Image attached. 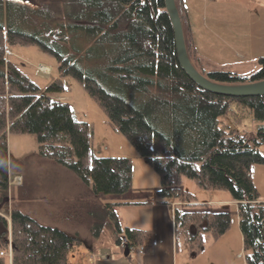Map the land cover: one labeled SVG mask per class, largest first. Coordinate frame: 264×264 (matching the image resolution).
Segmentation results:
<instances>
[{"label":"trees","instance_id":"1","mask_svg":"<svg viewBox=\"0 0 264 264\" xmlns=\"http://www.w3.org/2000/svg\"><path fill=\"white\" fill-rule=\"evenodd\" d=\"M187 50L195 67L219 83L264 79L259 69L204 70L185 6H180ZM39 47L58 61L60 75L44 91L7 54L15 46ZM78 79L106 113L109 123L134 146L160 177L159 201L174 205L175 235L186 236L189 251L202 249L203 234L219 239L231 227L229 211L193 208L197 199L183 187L193 180L208 191H226L238 202L246 264H264V201L252 178L264 164V96L234 97L209 92L181 67L175 34L164 0H0V155L11 134L29 133L38 153L73 170L91 192L73 205L81 231L44 225L22 212L25 179L10 185L0 164V249L12 258L0 264H78L70 259L83 245L98 252L109 233L121 251L153 248V231L123 226L118 203L98 195L124 194L133 185L129 157H98L92 127L75 119L62 77ZM250 114L259 122L254 135L225 131L219 118ZM183 201V204H178ZM130 253L127 257H130Z\"/></svg>","mask_w":264,"mask_h":264},{"label":"rangeland","instance_id":"2","mask_svg":"<svg viewBox=\"0 0 264 264\" xmlns=\"http://www.w3.org/2000/svg\"><path fill=\"white\" fill-rule=\"evenodd\" d=\"M189 4L191 24L198 50L204 61L197 63L206 71H232L247 77L259 69V58L264 57V0H207L201 3L185 0ZM23 72L35 81L44 91L54 80L61 77L57 59L43 52L39 47L15 46L7 52ZM44 66L39 73L40 65ZM43 74V75H42ZM65 90L57 98L69 102L75 119L85 121L92 127V146L98 157H129L133 163L132 194L139 195L142 189L156 193L160 187V177L138 154L134 146L109 123L106 113L98 102L90 96L83 84L73 77H62ZM220 127L225 131L238 130L241 134L254 135L259 122L248 114L238 117L235 113L219 118ZM264 155V144L258 147ZM0 164L9 174L11 182L25 179L22 212L37 219L44 225L61 228L67 232L81 231L79 216L73 213V205L91 192V185L79 180L72 169L66 165L41 156L38 153L37 139L29 133L11 134L8 137L6 154L0 155ZM252 178L262 197L264 196V164L255 163ZM183 187L189 190L201 205L193 208L229 211L232 217L230 229L219 239L211 234H203L202 249L189 251V242L184 234L177 237L176 264H246L244 238L240 228L238 204L226 191H208L199 188L188 178L183 179ZM103 195V197H101ZM113 201L111 195L100 194L103 199ZM264 200L263 198H261ZM224 202L219 205L215 202ZM222 204V203H221ZM133 207L119 210L121 222L128 227L139 222L133 214ZM0 213L9 218L8 213ZM143 217L146 216L144 212ZM144 221V220H141ZM103 245L118 248L109 233L105 234ZM76 251V252H75ZM121 252V250L119 249ZM75 252L77 257H71ZM70 255L73 262L85 264L88 251L85 246L75 248ZM82 253L86 257L82 258ZM128 264H136L132 255L120 254ZM5 257V256H4ZM8 258V257H7ZM93 256L89 254L92 264ZM96 264H102L100 259ZM114 262V261H111ZM109 262V263H111Z\"/></svg>","mask_w":264,"mask_h":264},{"label":"crops","instance_id":"3","mask_svg":"<svg viewBox=\"0 0 264 264\" xmlns=\"http://www.w3.org/2000/svg\"><path fill=\"white\" fill-rule=\"evenodd\" d=\"M193 1H197L201 3L202 6L205 4V2H207V0H193ZM180 3L181 6H185L186 13L191 21V14L189 12L190 10L188 9L190 8L189 4H187L185 0H181ZM197 50H198V46H197ZM198 52L201 55H203L199 50ZM45 66H47L49 70H51L50 66L48 65ZM131 192L132 190L124 194L111 195L113 201L105 199L108 198V196H104V198L102 199L101 197H103V195H101V197L100 194L98 195V197L102 201L118 203L116 210L120 222H121V217L119 210H123L127 206L133 207L134 208L133 214L135 215V218L138 219L139 222L136 223L137 226H132V227L151 229L153 231L152 250L145 251V253H139L136 248V250L131 251L130 255H132L134 259H136V264H176L175 255L177 251V237L175 235V229H174V205L176 204L172 203L171 205H168L164 202H161L157 198L156 193L148 192L145 189H142L139 195L132 194ZM260 195L261 198L264 199V196L262 197V194ZM198 202H199L198 200L193 201V203L195 204H199ZM215 203H218L219 205H223L224 202L219 201ZM236 203L238 204L237 201ZM208 210H211V208H208ZM211 211L218 212L220 210H211ZM144 212H146L145 217H143L142 215ZM123 226H127V225L123 224ZM119 249H120L119 247L116 248L115 246L111 247V246L102 245V247H100L98 252L91 253L89 252L88 248L85 247V251L86 252L88 251L89 253L84 263L91 264L89 261V254L91 253V256H93V258H91L92 264H96L95 260L97 259H100L103 262L102 264H128L121 257L120 254H122L123 251L120 252ZM75 252L71 255V257H77ZM1 256H3L2 249H0V257ZM5 257L6 258L8 257V261L9 263H11V254H6ZM83 257H86V254L82 253V258Z\"/></svg>","mask_w":264,"mask_h":264},{"label":"water","instance_id":"4","mask_svg":"<svg viewBox=\"0 0 264 264\" xmlns=\"http://www.w3.org/2000/svg\"><path fill=\"white\" fill-rule=\"evenodd\" d=\"M166 11L170 17L176 41L177 56L181 67L188 76L203 89L220 95L247 97V96H264V79L238 84L219 83L211 80L201 73L193 64L186 45L183 15L177 5L176 0H164ZM181 2V0H180ZM181 6V3H180ZM129 254V250H125Z\"/></svg>","mask_w":264,"mask_h":264},{"label":"built area","instance_id":"5","mask_svg":"<svg viewBox=\"0 0 264 264\" xmlns=\"http://www.w3.org/2000/svg\"><path fill=\"white\" fill-rule=\"evenodd\" d=\"M39 69H40L39 71L44 70V66H40ZM139 252H140V253H144V248H143V247H140V248H139ZM2 254L5 255L6 252L3 251Z\"/></svg>","mask_w":264,"mask_h":264}]
</instances>
